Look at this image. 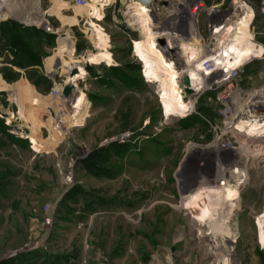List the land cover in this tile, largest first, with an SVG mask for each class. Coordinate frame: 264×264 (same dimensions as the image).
Segmentation results:
<instances>
[{
	"label": "rangeland",
	"instance_id": "374dc122",
	"mask_svg": "<svg viewBox=\"0 0 264 264\" xmlns=\"http://www.w3.org/2000/svg\"><path fill=\"white\" fill-rule=\"evenodd\" d=\"M163 1L165 30L156 37L182 43L195 30L192 37L206 53L215 51L217 39L209 27L222 14L227 22L222 36L245 21L242 35L249 48L229 72L191 78L193 88L201 82L193 110L175 118L168 117L157 89L165 79L148 75L135 43L143 75L119 35L123 28H111V0H87L82 7L77 0L0 1V119L8 126L0 130V264H226L225 258L228 264H246L253 255L247 246L255 244L253 228L264 212V142L248 143L226 132L245 106L255 99L264 102V0H202L221 12L202 13L195 21L186 11L194 0ZM240 7L247 15H239ZM9 9L15 14L24 9L42 23L24 17L23 24L14 14L5 16ZM15 23L56 35L54 47L42 39L45 56L35 71L13 64L7 40ZM137 41L147 44L146 38ZM220 42L219 49L232 57L228 38ZM55 54L64 73L49 78V87L42 79L48 78L43 61ZM72 62L87 73L78 76L69 102L62 89ZM183 73L193 77L191 70ZM22 77L31 85L17 88ZM37 95L53 105L51 112L38 108ZM225 95L233 109L230 119L223 113ZM60 102L66 103L64 120ZM235 169L237 180L231 174ZM213 180L243 184L235 199L214 212L212 225L194 223L183 201ZM223 219L234 242L224 236ZM259 223L264 244V213Z\"/></svg>",
	"mask_w": 264,
	"mask_h": 264
},
{
	"label": "bare ground",
	"instance_id": "6f19581e",
	"mask_svg": "<svg viewBox=\"0 0 264 264\" xmlns=\"http://www.w3.org/2000/svg\"><path fill=\"white\" fill-rule=\"evenodd\" d=\"M2 5L3 3L0 2V15H2L1 13ZM133 6L135 8L134 10H136V14L138 16L137 18L141 23L142 31L145 33V38L147 40V44H144L141 41H137V42L135 41L134 42V53H135V43H136L137 53L140 54V57L142 58L145 65L147 66L148 75L154 80L156 78L165 79L164 81H162V83H160L157 86V89H160L162 93V98L165 99L166 108L168 109V117L170 118L181 116L185 114V112L189 113L188 111L192 109L191 106L193 105L192 103L194 100L192 96H189L188 100H186L185 86L183 84L185 73H183V70H186V69L191 70V75H193V77L191 78L195 77L196 80L202 77L201 76L202 73L203 75L206 74L207 76L218 73L221 76L222 74H224V72H229L230 68L233 66L234 61L239 63L241 60L244 59V57L248 56L249 54V48L247 47L245 43V38L242 35L244 28H245L244 27L245 21L243 20L244 22L241 23L240 26L238 25L235 31L230 29L227 32L225 31L226 32L225 35L222 36L223 34L222 28L224 26L223 24L227 23L226 21H223V23L219 24L221 26L220 32L215 35L217 39L215 51L213 52V54H210V58L213 59L214 67L212 68L211 71H205L202 64H203V59L206 57L207 53H206L205 48H203L204 46L199 44L200 40L197 39V36H195V38L192 37L195 30L191 31V34L188 40H185V41L183 40L182 43H180L181 40L177 42V43H180V45L179 44L177 45V43L167 39V37L165 36L156 37L155 32H153L152 27L150 26L151 16H150L149 8H147L143 4L141 5V3L139 2H135ZM8 11L10 13L8 12L9 14L7 13L5 16L13 15V14L16 15L13 10L9 9ZM18 12L24 13L26 11H24V9H20ZM18 12L16 13L18 14ZM174 12L175 11L171 10V13H173L171 15H175ZM246 13L247 11H244V8H241L239 15L241 14L245 15ZM25 19L29 22H33L36 20L35 18L29 17V16H27ZM36 21L39 23H42L40 20L38 21V19ZM217 27L218 25L216 26V28ZM172 33L177 37V34H175L174 32ZM225 37L228 38V42H229L227 48H230L235 53L234 55H232V57H229L227 50L219 49V46L221 45V42L219 43V41L225 40ZM161 38L167 39L168 45L171 49L173 50H175L176 48L179 49L180 52L178 51V55L180 53V58L179 57L176 58L177 54L175 55L170 54L169 57L167 56L165 49L162 48L161 45L159 44V39ZM136 57L138 58V60L140 61L143 67L142 60H140L138 56ZM182 57H184V60L183 59L181 60ZM174 59H177V60H174ZM180 60L183 63L180 64L179 63ZM74 68H76L74 62L69 64L68 74ZM79 69H80V74L78 76L80 78H84L87 73L86 70L83 68H79ZM234 71H237V70H234ZM142 72L144 75V67H143ZM225 78L228 79V76H225ZM220 79L222 80L224 78L220 77ZM218 82L220 81L218 80ZM200 84L201 82L197 81L196 85L194 86V89L197 93L200 90ZM37 96L39 98V102L36 103L38 101L36 99L35 103L38 106V108H41V109L48 108L47 104L49 103L45 102L44 99L40 101L41 96L39 95ZM261 96H262V99H264L263 97L264 95H261ZM72 99L73 98H69L68 99L69 102H71ZM43 100L45 103L43 102ZM256 100L257 99L253 100V102L250 105H247L243 108V115L239 119V122L237 125V128H239L241 131L244 132V134H242L243 140H247V141L249 140L248 143L253 142V141L254 142L255 141L264 142V112L258 113V110H255L258 108L259 110L261 109L263 111L264 108H260V105L261 104L263 105L264 102L262 100H258V101ZM65 104L66 103L64 102L63 103L60 102L59 104L61 108L60 109L61 111H59L60 112L59 116L62 120L66 118V114H67ZM192 110L190 111L192 112ZM254 112H257V113L254 114ZM252 137H255V138L251 139ZM239 171L238 169H235L231 173L233 174L232 177L236 178V180L239 179V177L237 178V175H236L240 173ZM214 180L205 185L198 184L199 186L195 187L193 192L189 193L188 196L186 195V198H185L186 201H183V205L190 211V214L192 215V221L194 223H200L202 225L206 224L209 226L212 225L211 222H212V216L214 215V212L222 208L223 207L222 205H224L226 202H229L232 199H235L237 196L238 190H239L238 187L243 184L239 180L232 184H228L227 180L222 181V183H220L221 178H217V180H220L219 183L215 182ZM223 182H226V183H223ZM263 213L260 216H258L257 225H258V219L263 215ZM222 221H223L222 227L225 230L224 236L228 237V239L229 238L232 239L234 236L232 235L230 228L228 227L229 225L227 226V222L225 221V219H223ZM258 227L259 229L261 228L260 223ZM260 236H261V233H260ZM232 241L234 242L235 238L234 240L232 239ZM230 252L231 250H229V254ZM224 262L228 264L229 258H225Z\"/></svg>",
	"mask_w": 264,
	"mask_h": 264
},
{
	"label": "crops",
	"instance_id": "0c3cea01",
	"mask_svg": "<svg viewBox=\"0 0 264 264\" xmlns=\"http://www.w3.org/2000/svg\"><path fill=\"white\" fill-rule=\"evenodd\" d=\"M135 2H136L135 0H111V11L114 13L113 22H111V28L115 30L119 29L120 27L123 28V34H119V35L120 36L122 35L121 39H124L126 44H129L128 46L132 48L134 56H136L134 54V42L145 38V33L142 31L141 23L134 14L135 8L133 5ZM160 9L161 8H159V5L157 6L152 5L149 8L150 10L149 12L151 16L150 26L152 27L153 32H155L157 36L162 34L165 30L164 25H163L162 12ZM117 11H118V15H117L118 18L116 17ZM115 36L116 35H114V40H113L112 35H111V44L113 42L114 45H116V40H117ZM58 46H57V50H58ZM112 54H113L114 63H117V64H114L113 66L114 67L119 66L120 63L116 61V58H115L116 51L114 49H113ZM50 58H53L52 61L50 60ZM43 64L45 67L46 76L50 79H53L56 76H61V74L64 73L63 72L64 65L61 66V62H60V58L58 54H55L54 56H51V57L49 56V58L44 59ZM139 65L143 69L140 62H139ZM65 75H67L66 72H65ZM21 83H27L31 85L28 79H24V77L18 80V82L16 83V87L18 86V84L20 85ZM51 100L53 101L52 98ZM52 109H53V105L51 104L46 109V112L47 111L51 112L50 110ZM48 119L46 122H48ZM253 229L255 230V233L257 235H256V240L254 241L255 244L250 247L247 246L248 250L250 249L252 250L253 255H250L251 257H249L246 264H264V245L261 242L260 229L257 225V220H256V228H253Z\"/></svg>",
	"mask_w": 264,
	"mask_h": 264
},
{
	"label": "trees",
	"instance_id": "16d2710c",
	"mask_svg": "<svg viewBox=\"0 0 264 264\" xmlns=\"http://www.w3.org/2000/svg\"><path fill=\"white\" fill-rule=\"evenodd\" d=\"M252 1L259 3L263 0ZM9 34L11 35V38L7 40V46L13 53V57L15 59L13 64L21 69L30 68L35 71L42 65V59L43 56H45V53L41 50L40 44L43 38L51 40V47L55 46V34H50L34 27H22L21 25L15 23V29L9 31ZM28 78L31 82H34V84L38 86V82L33 78L32 74H29ZM42 79L47 83L49 82V87H51L52 81H50L49 78L44 77ZM0 123L1 132L3 131L1 127H3L4 130L5 128H8L6 125L5 127L3 126L4 121H2V119H0Z\"/></svg>",
	"mask_w": 264,
	"mask_h": 264
},
{
	"label": "built area",
	"instance_id": "2783aa9c",
	"mask_svg": "<svg viewBox=\"0 0 264 264\" xmlns=\"http://www.w3.org/2000/svg\"><path fill=\"white\" fill-rule=\"evenodd\" d=\"M244 3H246V2H244ZM77 4L79 6H81V7L82 6H86L87 5V0H77ZM186 11L188 12V14L190 15V18L193 21L199 19L200 15L202 13H206V14H208L209 17H213V16L216 15V13H220L221 12V10L218 8V6L208 7L202 0H194V1H192L191 4H189L188 6H186ZM220 15H221L220 16L221 18L218 19V20H216V21H213L210 24V27H209V28H212V33H213L212 34L213 35L212 38L213 39H214L215 35L217 34V32H216V26L219 25V24H221V23H223L222 14H220ZM213 52H214V50L212 48L209 49L208 50V53L206 54V57L203 59V64L202 65H203L205 71H211L212 68L214 67V65H213V59L210 58V54H213ZM57 93H58V91H57ZM228 97L229 96H226L225 95L222 98H223L224 101L227 102ZM227 103L228 104L225 106L226 108H225V110H223V113L225 114V116H227L226 118L230 119L231 118L230 115H232L233 109H232L230 103L229 102H227ZM235 121L236 120L234 119V120H232L230 122V124H228L229 126L227 128V132L226 133L227 134H230L231 137H233V138L236 137L237 139L238 138L243 139V135L242 134H244V132L241 131L239 128H237L238 123L235 122ZM253 138L254 137H252L251 139H253ZM235 141L236 142H239L238 140H235ZM223 143H225V142H223Z\"/></svg>",
	"mask_w": 264,
	"mask_h": 264
},
{
	"label": "water",
	"instance_id": "95a60500",
	"mask_svg": "<svg viewBox=\"0 0 264 264\" xmlns=\"http://www.w3.org/2000/svg\"><path fill=\"white\" fill-rule=\"evenodd\" d=\"M135 1L141 3V5L143 4L147 8H150L152 5L157 6V5H163V4L167 3L163 0H135ZM27 16L32 17V18H36V16H34L32 14H28L26 12H24V13L19 12L18 14L15 15L17 20L23 24L25 22L22 20V18L27 17ZM159 44L161 45L162 48L165 49L166 54H168V55H170V54L175 55L176 54L175 50H173L169 47L167 39H165V38L159 39ZM79 74H80L79 68H74L70 71L69 74H67V76L69 75L70 80L66 84H63V89H62V95L65 98L69 99V98L74 97V92L77 89L76 81L78 80ZM183 84L185 86L186 100H188L189 96H192V97L197 96V92L193 88L191 77L189 75H186L184 77Z\"/></svg>",
	"mask_w": 264,
	"mask_h": 264
}]
</instances>
